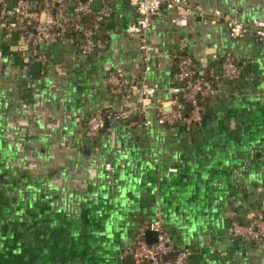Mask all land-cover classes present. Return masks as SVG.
<instances>
[{
  "label": "crops",
  "instance_id": "crops-1",
  "mask_svg": "<svg viewBox=\"0 0 264 264\" xmlns=\"http://www.w3.org/2000/svg\"><path fill=\"white\" fill-rule=\"evenodd\" d=\"M188 1L264 20V0ZM107 4L104 46L87 55L81 40L33 47L0 26V264H135L139 225L156 217L187 264H264V246L229 234L233 220L264 214V40L232 38L225 24L175 7L153 20L146 61L128 32L134 6ZM181 45L201 73L220 70L226 54L244 69L216 84L193 128L156 118L182 86ZM110 71L136 92L156 86L152 121L134 114L89 137V116L136 99L106 82Z\"/></svg>",
  "mask_w": 264,
  "mask_h": 264
},
{
  "label": "built area",
  "instance_id": "built-area-1",
  "mask_svg": "<svg viewBox=\"0 0 264 264\" xmlns=\"http://www.w3.org/2000/svg\"><path fill=\"white\" fill-rule=\"evenodd\" d=\"M92 0H0V26L11 35L16 33L21 41L28 46H37L41 42H72L74 36H81L80 51L90 54L104 46L101 36H104L103 24L112 16V9L107 0H102L99 9L91 5ZM134 6L137 15L128 26L130 35H137L143 57L147 61L152 47L147 43V32L155 18L161 16L165 9L183 7L187 12L195 14L200 19H209L213 23H223L227 26L232 38H239L252 31L264 40V20H250L240 17V10L232 12L219 9L206 10L201 5L190 4L188 0H126ZM45 59V57L43 56ZM176 78L182 86H174L166 102L171 103L169 113L163 111V104L156 105V118L161 124L168 126L183 124L193 128L201 123L204 101L217 94V83L238 79L243 72V65L230 54H226L221 62L220 70L214 67L206 73H201L195 66L194 57L183 45L175 54ZM148 67V66H147ZM106 82L122 91L123 98L136 99L125 108L105 109L89 116L85 132L89 137L95 136L109 121H131L134 114L141 117L144 125L152 121L149 108L152 105L156 86L140 83L138 92L130 80L121 73L110 71ZM187 106V109H184ZM130 123H135L134 121ZM146 229L158 231L157 241L148 243L145 240ZM229 234L234 238H247L264 246V214L258 213L255 219L244 223L233 220ZM135 264H187L189 251L174 250L171 239L164 229L160 217L152 218L139 225L136 243L129 250Z\"/></svg>",
  "mask_w": 264,
  "mask_h": 264
},
{
  "label": "water",
  "instance_id": "water-1",
  "mask_svg": "<svg viewBox=\"0 0 264 264\" xmlns=\"http://www.w3.org/2000/svg\"><path fill=\"white\" fill-rule=\"evenodd\" d=\"M10 3L13 2V0H8ZM91 5L96 8L99 9L102 5V0H92L91 1ZM27 47V46H26ZM35 65H38V63H36ZM134 99V97H133ZM172 110V105L169 102H165L163 104V111L165 113H169ZM136 116V114H135ZM157 236H158V231L157 230H153V229H146L145 231V240L148 243H154L155 241H157Z\"/></svg>",
  "mask_w": 264,
  "mask_h": 264
},
{
  "label": "trees",
  "instance_id": "trees-1",
  "mask_svg": "<svg viewBox=\"0 0 264 264\" xmlns=\"http://www.w3.org/2000/svg\"><path fill=\"white\" fill-rule=\"evenodd\" d=\"M75 37V39L79 42L80 40H81V36H74ZM244 70V69H243ZM184 109H187V106H185V108ZM138 119H139V121H141V117L140 116H138Z\"/></svg>",
  "mask_w": 264,
  "mask_h": 264
}]
</instances>
